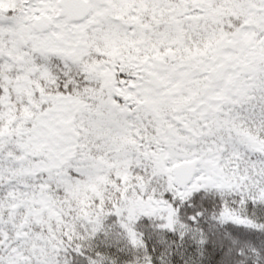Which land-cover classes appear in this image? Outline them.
Masks as SVG:
<instances>
[{
	"label": "snow or ice",
	"instance_id": "6c2138e0",
	"mask_svg": "<svg viewBox=\"0 0 264 264\" xmlns=\"http://www.w3.org/2000/svg\"><path fill=\"white\" fill-rule=\"evenodd\" d=\"M0 264H264V0H0Z\"/></svg>",
	"mask_w": 264,
	"mask_h": 264
}]
</instances>
